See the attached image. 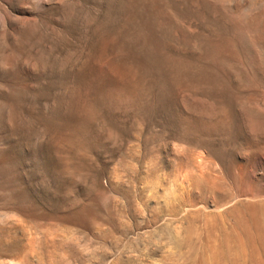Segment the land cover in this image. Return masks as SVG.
Segmentation results:
<instances>
[{"label":"rangeland","instance_id":"obj_1","mask_svg":"<svg viewBox=\"0 0 264 264\" xmlns=\"http://www.w3.org/2000/svg\"><path fill=\"white\" fill-rule=\"evenodd\" d=\"M0 264H264V0H0Z\"/></svg>","mask_w":264,"mask_h":264},{"label":"bare ground","instance_id":"obj_2","mask_svg":"<svg viewBox=\"0 0 264 264\" xmlns=\"http://www.w3.org/2000/svg\"><path fill=\"white\" fill-rule=\"evenodd\" d=\"M222 3H223V2H222ZM222 3H221V4H222Z\"/></svg>","mask_w":264,"mask_h":264}]
</instances>
